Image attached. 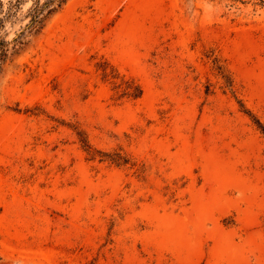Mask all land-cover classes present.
<instances>
[{
    "label": "rangeland",
    "instance_id": "rangeland-1",
    "mask_svg": "<svg viewBox=\"0 0 264 264\" xmlns=\"http://www.w3.org/2000/svg\"><path fill=\"white\" fill-rule=\"evenodd\" d=\"M31 4L3 31L0 264H264L263 1L68 0L29 29Z\"/></svg>",
    "mask_w": 264,
    "mask_h": 264
},
{
    "label": "trees",
    "instance_id": "trees-1",
    "mask_svg": "<svg viewBox=\"0 0 264 264\" xmlns=\"http://www.w3.org/2000/svg\"><path fill=\"white\" fill-rule=\"evenodd\" d=\"M67 1L68 0H32V4L26 11V15L29 18L28 22L26 23L27 28H39L46 16L61 8ZM262 1L264 3V0ZM22 2L23 0H0V68L2 63L7 58L9 52L8 40H6L5 36L3 35L5 23L6 21L14 19L17 16L18 11L21 9ZM23 34L24 31H21V33L15 38V40L18 42V39H20ZM104 74H107L105 70ZM125 83L126 90L123 93H126L133 98L139 97L141 95L142 89L139 85L134 84L132 80H126ZM244 109V111L252 117L254 123L264 137V123L259 118L254 116V114L249 109ZM78 135L82 146L85 148V150L88 151V153H90V158H94L96 155L95 152L99 150H94L86 137L82 135L81 132H78ZM100 153H102L101 155L103 157L99 159L107 158L118 164H124L127 162V159L119 153Z\"/></svg>",
    "mask_w": 264,
    "mask_h": 264
}]
</instances>
